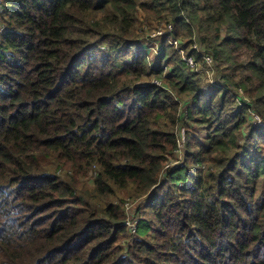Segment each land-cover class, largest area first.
Returning a JSON list of instances; mask_svg holds the SVG:
<instances>
[{"label":"trees","instance_id":"trees-1","mask_svg":"<svg viewBox=\"0 0 264 264\" xmlns=\"http://www.w3.org/2000/svg\"><path fill=\"white\" fill-rule=\"evenodd\" d=\"M141 13L250 104L168 35L149 71ZM0 25V264H264V0H0Z\"/></svg>","mask_w":264,"mask_h":264},{"label":"built area","instance_id":"built-area-1","mask_svg":"<svg viewBox=\"0 0 264 264\" xmlns=\"http://www.w3.org/2000/svg\"><path fill=\"white\" fill-rule=\"evenodd\" d=\"M139 20H140V17L137 20L136 26H137L138 32L142 33V42L145 45H148L151 49H153L155 54L162 52V47H163L162 39L168 35L170 43L176 47V49L178 50V52L180 54L181 59L183 60V62L185 63L187 68H189L191 70L194 69V70L204 72L214 87L222 88V89L227 90L229 92L231 98L234 100L235 104L238 107L246 106V105L250 104L249 103L250 99H248V97L244 94V91L242 90L241 87H234V86H231L229 84H226L223 81H221L220 79H217V77H216V79L213 78V74L211 75L210 72L214 71V67H216V65L214 63L215 61H214L213 57L210 54L202 53L204 66L203 67L199 66V62L196 60L194 55L190 54V50L192 48H196L197 50H200V45L198 44L197 40L194 41V43L191 45L190 49H188L187 51H185L184 49H182L180 47L181 40L175 38L174 27H173V23H172L170 18H165L162 21H158L159 23H158V26H156V28L151 27V25H150V24H152L151 21H147V20H145L141 24V26H139V23L143 21V20H140V21ZM141 47L146 52V49H145L146 46L145 47L141 46ZM146 54H147V52H146ZM151 68L153 69L154 67L151 66ZM151 82L155 83L156 85H158L162 88H164L168 93H170L171 96L176 97V93H174L170 89L169 85L167 83H165L164 81H162V79L153 78L151 80ZM252 114H253V117L250 120L251 124L255 125V126L264 127V121L262 120V118L256 112H252ZM180 118H181V121H180V123L178 125V129H177L178 130V137H179V143H178L179 147L174 152L175 157H177L178 154L179 155L181 154L180 151L183 148L184 143H185L184 122H186V120H187V103L185 100L182 102V111H181ZM175 162H177L175 159L169 160L168 163L166 164V167L167 166H173V164ZM125 223L128 225L129 232L131 234H133L136 230L137 219H134V220H128L127 219Z\"/></svg>","mask_w":264,"mask_h":264},{"label":"rangeland","instance_id":"rangeland-1","mask_svg":"<svg viewBox=\"0 0 264 264\" xmlns=\"http://www.w3.org/2000/svg\"><path fill=\"white\" fill-rule=\"evenodd\" d=\"M139 17H140V20H143L142 22H140L139 23V26H141V24L146 20L145 18H144V14L143 13H141L140 15H139ZM139 20V21H140ZM162 20H164V18H155V17H153L152 19H148L147 21H151V23L152 24H150L151 25V27H153V28H156V26H158V21H162ZM1 26L2 25H0V28H1ZM197 42H198V40H197ZM161 53L162 52H160V53H157V55L156 56H151L150 58H149V63H150V65H149V71H150V69H152L151 68V66H154V64L156 63V61H159V58H160V56H161ZM159 54H160V56H159ZM159 56V57H158ZM212 56V55H211ZM214 62V61H213ZM215 63V62H214ZM158 65V64H157ZM216 65V64H215ZM214 65V66H215ZM165 71H166V69H165ZM211 73V75L213 74V78L214 79H216V75H217V71H216V67H214V71H212V72H210ZM183 148H184V146H183ZM183 148L181 149V154L179 155L178 154V156L177 157H174V159H176L177 160V162H180L181 160H182V154H183ZM179 152V153H180ZM177 162H175V163H177ZM175 163L173 164V166L175 165ZM172 166V167H173ZM85 182H86V185H87V187L88 188H92L93 187V181H92V179L90 178V177H86L85 178ZM129 198H126L125 197V200L127 201ZM133 203V202H132ZM125 204V206H124V209H125V214H126V219H128V220H134V219H137L138 218V215L136 216L135 214H134V208H135V205H133V204ZM136 204V203H135ZM128 234L129 235H131V237H132V234L128 231ZM129 235L128 236H126V237H124L122 240H121V245L122 246H124L125 247V245L127 244V243H132L133 241H132V239H130L129 240ZM134 239V238H133ZM129 241V242H128Z\"/></svg>","mask_w":264,"mask_h":264},{"label":"crops","instance_id":"crops-1","mask_svg":"<svg viewBox=\"0 0 264 264\" xmlns=\"http://www.w3.org/2000/svg\"><path fill=\"white\" fill-rule=\"evenodd\" d=\"M143 43V42H142ZM141 43V46H143V47H145V49H146V52H147V54H148V56H149V58L151 57V56H156L157 54H155L154 53V51H153V49H151L148 45H145L144 43L142 44ZM145 45V46H144ZM157 64H158V61H156V63L154 64V66H152V67H156L157 66ZM166 73H169V69H167L166 71H165Z\"/></svg>","mask_w":264,"mask_h":264}]
</instances>
